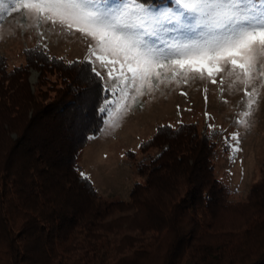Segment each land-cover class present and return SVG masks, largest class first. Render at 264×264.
Masks as SVG:
<instances>
[{
    "label": "trees",
    "instance_id": "trees-1",
    "mask_svg": "<svg viewBox=\"0 0 264 264\" xmlns=\"http://www.w3.org/2000/svg\"><path fill=\"white\" fill-rule=\"evenodd\" d=\"M42 52L24 50V64L12 67L0 59V264H106L109 235L123 226L140 237L128 238L131 255L114 264H264V171L232 202L215 175L214 142L193 123L159 125L140 143L159 149L139 163L142 182L127 200L104 199L81 177L78 157L105 114L93 102L80 123L88 85ZM35 67L39 87L55 76L53 97L31 90Z\"/></svg>",
    "mask_w": 264,
    "mask_h": 264
},
{
    "label": "snow or ice",
    "instance_id": "snow-or-ice-1",
    "mask_svg": "<svg viewBox=\"0 0 264 264\" xmlns=\"http://www.w3.org/2000/svg\"><path fill=\"white\" fill-rule=\"evenodd\" d=\"M5 12L25 14L41 39L46 27L84 44L83 60L68 62L88 85L78 97L80 123L93 102L98 113L111 116L115 102L105 92L118 93L130 110L138 98L161 88L197 83L204 86L207 102L208 85L221 96L239 85L243 109L235 120L238 126L257 104L256 84L264 78V0H0V20ZM43 48L46 55L47 44ZM240 139L234 131L225 143L238 152Z\"/></svg>",
    "mask_w": 264,
    "mask_h": 264
},
{
    "label": "rangeland",
    "instance_id": "rangeland-1",
    "mask_svg": "<svg viewBox=\"0 0 264 264\" xmlns=\"http://www.w3.org/2000/svg\"><path fill=\"white\" fill-rule=\"evenodd\" d=\"M3 2L7 3V0ZM31 24L21 12H13L11 15L5 12L3 20H0V59L3 58L9 67L24 64V50L44 52V44H47L48 56L62 58L67 62L78 58L83 60L86 49L75 36L53 34L42 27L45 37L41 39L38 30ZM37 68L28 69L27 80L31 90H42L48 98L53 97L51 88L57 83L55 76H47L49 83L45 82L39 87L40 71ZM261 85H264V78L258 77L257 104L252 109V115L240 126L235 123L243 109L242 93L237 90L241 87L239 85L224 96L214 86L208 85L207 102L204 86L197 83L161 88L152 95L138 98L130 110L124 109V101L118 93L109 94L115 102L111 106V116L104 113V124L100 132L90 136L80 152L78 162L81 170L90 177L92 185L104 199L127 200L132 186L142 182L137 173L139 163L159 150L153 146L141 151L140 143L149 139L159 125L177 126L180 124L178 121L193 123L199 134L206 135L215 144V175L228 185L229 200L243 201L264 171V87ZM182 91L187 92V96L181 95ZM225 99L228 103H224ZM205 112L213 119L206 120ZM209 123L214 124L215 128L209 129ZM234 131H239L241 137V150L238 152L225 143V136ZM119 216L116 214L111 217ZM114 233L109 235L111 249L106 254V264L118 263L129 257L132 249L126 244L129 243L128 238L140 237L138 231H129L125 226Z\"/></svg>",
    "mask_w": 264,
    "mask_h": 264
}]
</instances>
